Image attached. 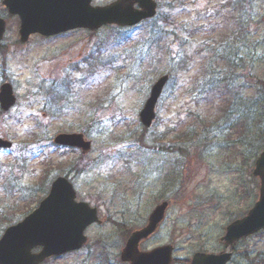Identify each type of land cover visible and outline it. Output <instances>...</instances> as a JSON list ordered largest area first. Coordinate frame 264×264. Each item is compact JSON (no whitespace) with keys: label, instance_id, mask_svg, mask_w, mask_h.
<instances>
[{"label":"rangeland","instance_id":"374dc122","mask_svg":"<svg viewBox=\"0 0 264 264\" xmlns=\"http://www.w3.org/2000/svg\"><path fill=\"white\" fill-rule=\"evenodd\" d=\"M229 1L157 0L156 16L134 28L33 36L21 44L19 20L0 0V18L6 21L0 86L11 84L17 99L10 111H0V137L12 142L10 150H0V237L5 219L11 225L34 210L51 181L66 175L76 201L95 208L101 223L85 230L80 251L43 264H124L119 254L127 233L144 226L162 201L168 202L165 220L140 243L141 251L170 244L173 258L185 260L195 252L224 249L225 227L246 214L259 190V180L251 176L253 158L247 154L242 160L236 137L244 121L247 128L258 123L264 128V118H252L264 105L258 82L264 81V27L257 23L264 0H244L252 22L244 41L250 45L238 50L243 68L232 75L237 94L223 99L218 91L199 90L203 81L197 80L215 58L216 41L234 30L238 13ZM156 30L159 42L151 44ZM166 71L170 81L154 108L153 125L144 132L138 113L149 87ZM54 95L63 99L53 101ZM233 99L228 115L218 111ZM200 121L212 122L210 128L202 131ZM191 124L202 136L198 144L185 145L190 156L184 158L173 139ZM71 133H83L90 152L53 145L54 136ZM262 260L264 230L241 240L229 264Z\"/></svg>","mask_w":264,"mask_h":264},{"label":"water","instance_id":"95a60500","mask_svg":"<svg viewBox=\"0 0 264 264\" xmlns=\"http://www.w3.org/2000/svg\"><path fill=\"white\" fill-rule=\"evenodd\" d=\"M91 0H3L10 15L20 20L19 36L22 43L32 34L49 37L70 29L97 30L104 25L134 26L152 18L156 12L154 0H115L102 6H90ZM137 8H134V5ZM264 19V16H263ZM5 21L0 19V41ZM168 76L160 77L152 87L140 113V123L150 128L155 118V105ZM15 103L10 85L0 87V109L8 111ZM54 145L77 148L86 154L91 144L82 134H57ZM11 143L0 139V149H9ZM253 176L259 178V198L240 220L227 226L222 241L227 251L218 255L197 253L191 264H226L230 250L239 239L264 229V151L257 156ZM72 184L64 177H56L45 197L30 215L18 224L8 227L0 238V264H39L50 257H58L79 250L85 243L84 231L99 223L97 211L88 204L75 201ZM166 202L155 207L143 228L133 231L127 239L120 259L128 264H171L172 247L162 246L148 252L137 248L140 241L152 235L164 219ZM40 247L39 253H31Z\"/></svg>","mask_w":264,"mask_h":264},{"label":"trees","instance_id":"16d2710c","mask_svg":"<svg viewBox=\"0 0 264 264\" xmlns=\"http://www.w3.org/2000/svg\"><path fill=\"white\" fill-rule=\"evenodd\" d=\"M230 6L233 8V10H236L238 15L236 17V21L234 24V30L230 33H226L223 41V36H221L222 39H218L216 43H218V47L213 50V57L215 58H210L208 61L209 64H207V68L205 67L204 70H208L205 75H201V77L198 79V82H201L199 85V90H203L205 92L209 91H218L219 95L223 99L225 97H229L230 95L235 96L236 93L233 92L232 94V89L234 86V82L236 80L232 75L234 72H236L238 69L241 70L243 68V65L241 64V59L238 58V50L244 48L245 46H249L250 43H244L245 38L247 37V30L249 28V22L251 23V16H249V22L248 18L246 17V4L244 0H230L229 1ZM257 23L259 25H262L264 27V23L262 21V18L259 17L257 19ZM155 27V25H153ZM264 29V28H263ZM158 35V30L152 33L150 37V42L151 44L153 43H158L159 42V37ZM235 36V37H232ZM262 36L264 40V30L262 31ZM240 42V43H239ZM239 43V44H238ZM238 44V45H237ZM219 61V66H213V62ZM174 70V69H173ZM170 71H168L169 73ZM220 75V76H219ZM207 76V81H205ZM256 81L257 79L254 78ZM260 85L264 86V81L259 80L258 81ZM233 83V84H232ZM204 92V93H205ZM234 98V97H233ZM236 102V99L230 101L226 100L225 104L220 105L218 111H223V113L226 115L229 114L231 110H229ZM258 102V99H257ZM221 108V109H220ZM238 111V110H237ZM235 111L234 113H236ZM238 114L240 113L239 111L237 112ZM258 116V119L264 118V105L261 107V110H257V114L252 117L255 119ZM234 120L236 121V117L233 116ZM242 124L243 120H239ZM212 122H207V121H200L199 126L202 131L206 130L207 127L210 128ZM230 123H233V120L230 121ZM240 124V125H241ZM260 123L256 124L257 126L255 128L253 127H248L249 125L248 122L244 121L243 123V133L237 134V142H240L242 147L241 149L243 152L241 153V158L242 160L247 157V154H250L253 158V160L257 157V155L264 149V128H262ZM201 125L203 127H201ZM195 124H191L187 126L182 133L176 137L175 142L177 144L176 147V152L180 154L182 157L186 158L190 156L189 153V147L185 146L189 142L195 141V143H199L201 140V132L195 133L197 131V128H195ZM254 136H256V141L254 145ZM141 142V140L139 141ZM250 148V149H249ZM254 153V155L252 154ZM73 171H76L77 173L80 172L78 169H73ZM45 192V189L43 190ZM42 192V193H43Z\"/></svg>","mask_w":264,"mask_h":264},{"label":"flooded vegetation","instance_id":"af4514ba","mask_svg":"<svg viewBox=\"0 0 264 264\" xmlns=\"http://www.w3.org/2000/svg\"><path fill=\"white\" fill-rule=\"evenodd\" d=\"M222 251V250H221ZM182 264H189V261H190V258L188 259H185V260H182ZM174 264H177V261L175 260V263Z\"/></svg>","mask_w":264,"mask_h":264}]
</instances>
